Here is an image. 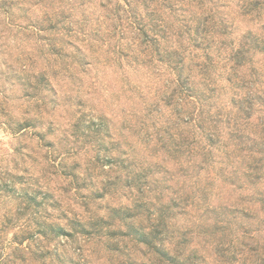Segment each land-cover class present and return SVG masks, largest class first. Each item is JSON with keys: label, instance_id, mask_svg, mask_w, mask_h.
I'll use <instances>...</instances> for the list:
<instances>
[{"label": "clouds", "instance_id": "obj_1", "mask_svg": "<svg viewBox=\"0 0 264 264\" xmlns=\"http://www.w3.org/2000/svg\"><path fill=\"white\" fill-rule=\"evenodd\" d=\"M0 264H264V0H0Z\"/></svg>", "mask_w": 264, "mask_h": 264}]
</instances>
